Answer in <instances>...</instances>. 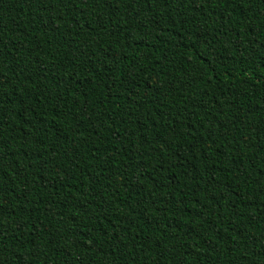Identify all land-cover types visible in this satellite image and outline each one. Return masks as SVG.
<instances>
[{
    "label": "trees",
    "instance_id": "trees-1",
    "mask_svg": "<svg viewBox=\"0 0 264 264\" xmlns=\"http://www.w3.org/2000/svg\"><path fill=\"white\" fill-rule=\"evenodd\" d=\"M0 264H264V0H0Z\"/></svg>",
    "mask_w": 264,
    "mask_h": 264
}]
</instances>
